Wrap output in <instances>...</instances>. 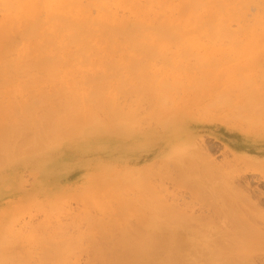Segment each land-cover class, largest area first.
<instances>
[{"label": "rangeland", "instance_id": "374dc122", "mask_svg": "<svg viewBox=\"0 0 264 264\" xmlns=\"http://www.w3.org/2000/svg\"><path fill=\"white\" fill-rule=\"evenodd\" d=\"M119 1L120 0H110L112 11L116 13L119 18L132 19V17L134 16L132 13L133 9L131 7L132 3H126V5H123L121 7L118 5ZM137 1L141 4V6L143 5V7H147V5L151 2V0ZM261 1L262 3H260ZM84 2L87 3V0H85ZM263 7L264 0H257L255 3L252 2L249 5L245 6V8H247H244V17L246 19V22L244 17H242V21L241 19L232 21V30L237 31V24L239 23L241 27H249L251 25H254L256 22L254 20H256L257 17L261 14V8L263 9ZM153 10V14H151L152 17L155 14L156 8ZM5 12L6 11H4V8L0 5V27L3 25ZM99 13L100 10L97 7L92 10V15L94 17L98 16ZM46 16L47 15L44 14L42 16V20L47 21ZM249 23L250 25L248 26ZM4 31L5 29L2 32ZM2 32L0 33V41H3L2 43H6V37L8 36L11 38L12 36L5 34L6 32L2 34ZM241 33L242 34L238 33V36L235 39L237 40V44L239 39H241L239 40V43L241 42L242 44L248 41L244 32ZM18 36H14L15 40L12 37L13 41L10 42L11 44H9L8 46L12 47V44H14V46L17 47L20 51V49L24 47L25 41L20 36ZM194 36L196 37L187 38L185 40L199 42L201 41L205 45L190 50V53H194V55H187L188 58H190H186L184 63H190L189 65L192 68H195V66L197 65L199 59L197 57H206L210 55L214 59L218 57L217 62L221 61V63H224L225 61H228V63H234L236 61H239L243 57H246L243 52L232 50V46H230L231 42L227 40L228 38L222 39L220 41L218 39L212 41L213 43L211 48V46L206 47L209 39L198 35ZM173 37L175 38V36ZM174 38L172 39L173 44H170V49L168 47V50L164 55H155L154 60L156 62H158V60V63L162 61L160 64H156L163 65L165 67L163 62L167 63V61L172 59L181 60L179 56L180 52L178 51V49L186 45L180 46L178 44L180 38L177 39L178 36L175 39ZM230 40L232 41V39ZM18 50L11 51L10 54L6 53L5 55L7 56L4 55L5 57H0V59L4 62V58L7 57L10 58V60H14L13 58L14 56H16V60L20 56V52ZM16 54H18V56ZM255 54L250 53L247 55L252 57L255 60L256 64H258L256 68V72L258 73L259 69L264 70V52L257 53L256 55ZM92 55H94V53L91 54L89 52L87 53L86 57H90ZM122 55L123 52L119 51L117 55H114V58L120 60ZM50 56L51 55L47 56L46 58ZM191 57H193L194 59ZM8 60L9 59H7V61ZM66 61L67 59L65 58V62ZM79 62L80 64H83L81 60L71 61L70 66L72 64L73 66H75L79 64ZM84 69L85 68H81V70H79L69 79H62L61 77H58V79L56 78L57 80H51L50 78L48 80V78L46 77L47 75L43 72L45 74L44 77V75L42 74L43 70H32V73L30 71V75L32 74L31 77L34 78L36 76V79H33L34 83L39 78V76L40 78L42 77V80L40 79L41 81H37L39 84L35 83L33 87L30 85L31 87H28V89H23V91L19 94H5L2 92L0 94V106L5 107L3 104L6 103H21L23 100L40 95V92H42L43 89H45L43 90L45 91L43 93H46V91L48 93L51 92L52 88L59 89L61 88L60 86H62V89L63 87H65L66 89H68V91H71L74 87H77L79 89L83 87V84H80L79 81L87 80L88 77L95 76L97 74H104L103 71L100 70L95 71L92 68H86L85 71ZM70 70L72 71L73 69ZM87 70H90L91 72H88ZM184 70L186 69H181L180 74H178L177 78L172 77L171 79H169V82L177 87V94L175 98H184L188 95V93L191 92L195 94L203 93L205 91L203 87H201V89L199 86V89L198 86H195V84H188L187 74H185ZM108 71V74L114 73L111 70ZM193 71L195 73L197 72L198 74L199 69L191 70V72ZM9 72L12 73L14 71L12 70V72ZM19 72L20 71H15V74H9L10 78L12 77L11 80L14 79V81L17 82L21 81V83H27L28 81L30 82V76H27L28 78L26 79V74L24 73V71H21L22 75H19ZM191 72L188 73L189 76ZM27 75L29 74L27 73ZM1 76V87H3L4 85L6 86V83L8 81V84L12 82L10 79H8V77ZM15 77L19 79L15 80ZM96 77L100 78L101 76ZM184 77H186L187 82L184 81ZM200 77L202 76L200 75ZM6 78L8 79L7 81L5 80ZM73 79L77 83L74 84L75 86L69 87L65 85L67 81L69 82V80L72 81ZM98 79L96 78V84L97 82L98 84H100L102 78H100V80ZM210 80H212V78H208L207 82H209ZM108 81L111 82L112 89H114L113 83L115 80L111 79V81ZM251 84L249 86H251ZM225 85L226 84H223L217 90L211 91L204 95L205 100L203 98L201 99L204 101V104H197L196 100L193 101L191 106L188 103L182 102L181 100H178L177 102L171 101L170 103H167L168 107L167 109L165 108V110H169L168 112L170 113H167L164 109L163 112L161 108L162 105L159 106L157 105V103L153 105L152 102H150L153 100L148 96L144 97L140 95L138 96L140 98L139 99L137 97V95L139 94L132 91L128 95L120 94V96L118 97L120 98V105L118 104V101L117 103H112L114 107L118 105V109L115 107V114H118L120 118L119 120L116 119L114 121L115 123H113L112 121L109 122V118H107L108 116L105 113H101L102 116L99 115V117H97L99 119L96 118L97 121L96 119L84 120L85 123L83 122L84 126L82 128L83 132L78 136L76 140H64L63 142L61 141V143H59L60 145L53 144L48 149L46 148V150L44 151H37L31 154L27 153L28 155L22 154L21 157H16L12 159L11 162H4L0 167V245L2 244L3 246H5H0V258L2 260H0V264H58L59 262L61 264L110 263V259H108L109 257L115 256V259H119L118 257H123V255L125 256V250L118 249L119 245L116 247L117 244H114L113 242L117 243L116 241L119 239L124 240V236L126 239L128 238V236H126V231L128 230L125 229L126 226L130 227L131 232H133V230H135L134 228L138 226H141V229L142 227H144L143 232L144 230L147 231V229L149 230L153 227L158 226L149 225V223L151 222H149V220L152 218V215L156 214L157 218L159 219L157 220L158 222H160V233L170 235L169 233L171 232L169 231L171 230V227L177 226L174 225V222L177 220V224L178 219L181 218L183 214L184 218H186L185 214L187 212L188 216L191 215L194 218L192 219L191 216L190 218H186L188 220L182 218L185 222H188L190 220L188 222L189 225L186 224L185 227H180L182 229H188V233H186L188 234V236L181 231L179 238L181 239L183 246L182 244L180 245L182 246V248H185V251L188 253L187 260L189 264H196V257H198V255L203 258L208 257L209 254H207L208 252L205 251L206 249L212 247L217 239H219L222 242L223 246L226 247V252H228V254L226 255L227 257L228 255L229 257H232L231 253L233 251V254H235V256L233 255L234 260H237L239 258L237 256L239 255L238 253L242 254L240 255V257H242L240 259L246 257L245 259L241 260L243 264H264V110L263 113H261L262 110H258V105L257 110L259 112H257V115H255L256 105L254 107L255 110L252 108V111L254 112L250 113V115L252 114V116L249 117L251 118V120H243V118H241L242 114H239L241 115V117L236 116V118H234L232 116V109H235V107L237 108V106L243 104L245 98L252 95V93H249L252 90V86L249 89L248 85L242 83H238V85L234 86L229 83L226 87ZM239 85H243V89L246 88V86L248 87L247 89H244L245 91L243 92L241 91L242 88ZM58 86L59 88H57ZM90 86L91 85L88 86V89ZM238 86L241 90L238 88ZM49 87L52 88L50 89ZM235 87H237L238 89ZM233 88L236 90H233ZM221 89L225 94L224 96L220 95L221 97L216 99V96L218 95L217 93ZM230 89H232L233 92H231V94L227 97L226 92H228ZM260 90L261 91L259 93L264 95L263 86H261ZM246 91H249L248 94L250 95H248ZM234 93L235 95H232ZM69 94H71V92H69ZM67 95H65V97ZM129 95H131V97H129ZM230 96L231 98H233L232 100L230 99ZM226 97L229 98V100H231L232 102L230 107L228 106L229 104L226 103V101H228ZM141 98H145L144 101ZM212 99H214V101ZM252 99V101L254 102V97H252ZM263 99L264 97H262L261 100ZM141 100L143 101V103H139ZM261 100L260 103L262 104ZM212 102H214L215 105L209 106L208 103L210 104ZM256 102L258 103L257 100ZM112 104L109 103L108 106L110 107L111 105L112 108ZM151 104L153 105V108L151 107ZM138 106L139 110L137 108ZM154 106H156L157 108L155 109ZM252 106H254V104ZM262 109H264V106ZM157 110L158 112L160 111L159 113H161V115H159ZM202 110H205L208 113H204ZM242 111H240V113ZM156 113L158 114L155 115ZM243 113L246 114L248 112L243 111ZM259 113H261V115ZM247 115L249 116V113L245 116L247 117ZM114 116L112 119H115ZM148 117L152 120L149 121ZM159 119H161V121H159ZM88 120L89 122H87ZM106 121L107 123H105ZM108 123H112L110 124L112 126L120 127V130L112 131L114 128L110 130L109 127L111 126ZM253 123H255V125ZM187 157L190 159L189 162L187 161L189 165L185 162V159H188ZM41 162L44 163L39 167L38 165ZM163 163L164 166H162ZM156 165L157 167L160 165L161 168L160 166L157 168ZM153 166L154 168H152ZM192 166L195 167V170L192 168ZM196 167L199 169H196ZM180 168L186 173L184 171H179ZM201 168L203 169L201 170ZM53 169H56L57 172H51ZM177 170V174H179V177L176 173H174L177 172ZM203 170L206 171V176L205 174H203L205 173L203 172ZM158 171L160 172V174L158 173ZM192 171H196V173L194 174ZM150 172L151 174H149ZM156 172L158 175L156 174ZM180 172L183 174H181ZM197 172L200 173V176ZM42 173H45L47 176L43 179V181L41 177ZM143 175L146 179L149 178L150 182H147V180L143 181ZM170 175L171 177H169ZM180 177H182L184 183L181 182L179 185L178 182L182 181L180 180ZM154 178L155 180H153ZM196 180H199L201 182L200 184L202 187L200 186V188L201 190L203 189V193H199V191L201 192V190H199L195 185V187L193 186V188L190 187L193 185V183H196ZM129 181L132 184H130ZM127 182L129 183V185L127 184ZM203 182L206 183L204 184ZM147 183H149L150 185ZM144 185H146V187L148 188H146ZM140 189L146 191L143 192V190ZM151 189L155 190V192L156 190L157 192L161 190L162 192L159 191L161 193L158 192L157 196L155 195L157 198L161 197L158 201H161V204L166 206L172 204L171 206L173 208L169 207L168 209V207L166 206L159 205V210H156L157 203H155L156 205L151 204L153 203L152 200L155 199V197H153L154 194L152 193V196L149 197L150 199L152 198V202L149 200V198H147L152 191ZM191 189H194L193 192ZM230 192L234 194H231ZM198 193L201 194L200 198L198 197ZM234 200L236 201V203ZM207 201L209 203H207ZM173 202H175L176 204ZM213 203H215L217 206ZM174 204L180 205H177V207ZM129 205L130 208L128 207ZM213 205H215V207ZM162 206L165 207L168 212L170 211L173 216H175L176 214V217L178 219H175V217L174 222L169 219L172 222L169 223V217L165 219L167 216H165V218L161 216V214H164L162 213L164 210ZM217 208H221L220 211H222L223 214L222 212L219 214ZM155 211H160V214L156 213ZM231 213L233 215L235 213L238 214L239 219L241 217V221L244 218H247V220L244 219V221H242L241 225L240 220L239 223H237L238 221L236 220L238 218L236 219L234 217L236 222L235 227L239 225L238 227H241L240 229L233 228L235 225V223H233L234 218L233 216L231 218V216L228 215ZM179 215L181 217H179ZM98 221H102V223L98 224ZM130 221L135 223L136 226L133 225V223ZM114 224L118 227H116ZM152 224L153 223H151V225ZM160 224H163L162 227ZM114 226L116 228H119L115 231L118 230L120 235H116L118 231H113ZM190 226L194 227V229ZM195 227H198V230ZM232 228L235 229L234 233L235 231H237L236 233L238 234L239 232L241 236L233 235L234 233H232V235L229 234L230 236H228L227 234L229 232H233L231 230ZM165 229L166 231H169L166 233V231H164ZM226 230L228 231V233H226ZM241 230L243 233L240 232ZM224 231L226 234H223ZM131 232H129V234H133ZM88 234H90V236ZM96 236H98L99 238ZM92 237L93 241L91 240ZM1 238L3 239V241ZM50 239L53 241L51 242ZM102 239L104 240L103 242L105 245L102 246L103 248H98L103 245ZM160 239L163 240L162 237H160ZM219 240H217V242H219ZM167 241H170L172 243L171 239L169 240V238ZM246 241L249 244H247ZM49 242L50 244L52 243L53 246L48 244ZM6 243L9 245H7ZM111 243H113L116 249L111 247L113 246L111 245ZM78 244L81 250L79 249ZM236 244H238L239 246L242 245L238 247L241 249H234V245ZM91 245L95 247H92ZM96 245H98V247ZM69 246L70 250L72 249L71 251L68 248ZM231 246L233 247L232 250ZM82 248L84 249L82 250ZM94 248L98 252L97 254V252L95 251L97 257L96 255L94 257L93 254L95 250ZM106 248L107 250L109 248V250L107 251ZM51 249H55V252H52ZM102 249L104 250L103 253L101 252ZM202 249H205L204 252ZM247 249L249 250L247 251ZM106 251L108 252V254L106 253ZM64 252H66L67 254ZM161 252L163 251H157L156 253H154V255L153 253H144L140 258H145L147 263L143 264H170L167 262L164 263V259L161 258H165V255L167 253L165 254V252ZM244 252L249 256L247 257ZM49 255L52 257H50ZM56 255L58 257H56ZM243 255L245 256L243 257ZM229 257L228 259H233ZM92 258L95 259L92 260Z\"/></svg>", "mask_w": 264, "mask_h": 264}, {"label": "bare ground", "instance_id": "6f19581e", "mask_svg": "<svg viewBox=\"0 0 264 264\" xmlns=\"http://www.w3.org/2000/svg\"><path fill=\"white\" fill-rule=\"evenodd\" d=\"M84 1L85 0H0V5L4 8V11H6L5 15H4L3 25L0 27V33L5 29V31L2 32V34L6 32L5 34H7L9 36L11 35L13 37V39H14V36L19 35L25 41L24 47L21 48L20 51L18 50L17 47L14 46V44H12L13 45L12 47L8 46L9 44H11L10 42L13 41L12 37L10 38L7 36L6 38H7L8 42L6 41V43H2L3 41L2 42L0 41L1 42V44H0V57H3L6 53L10 54L11 51L18 50L20 52V56L16 60H15L16 56H14V55H13L14 60H10V58H7V57L4 58V62H6V63H4L0 59V76L1 75H2L1 77L6 76V77H8V79L11 80L12 77L10 78V75H12V73H14L15 71H20V72L24 71V73L26 74V76H25L26 79L28 78L27 76H30L29 77L30 82L28 80H25V81L29 82V83L27 82L29 86L27 85V83H21V81L17 82V81H14V79L11 80L12 82L10 84H8L9 83V81H8L6 83V86L4 85L3 87H1L2 86L1 85L2 83H1L0 84V94L2 92L5 94H14V93L19 94L23 91V89H26V88L28 89V87H31V86L33 87V85H35V83L37 84L39 81L42 80V77L40 78V76H39V78L37 77L38 79L35 81V83L33 82V79L36 76L35 77L33 76L34 78H32L31 77L32 74L30 75V71L32 73V70H35V69H37V71H38V69H39V71L43 70L42 74L44 75V77L46 74L47 75L46 77L48 78V80H49V78L51 80L52 79L57 80L58 77H61L62 79L63 78L69 79L75 73H77L79 70H81V68H85V69L86 68H88V69L92 68L95 71L100 70V71H103V73H104L102 75L97 74L95 76H90L87 78V80L79 81L80 84H83L82 85L83 87L79 88V89L77 87H74L71 91H68V89H66L65 87H63V89H62V86H60L61 88H59V86H58L57 88H59V89H54L51 87L52 91L50 90L51 92H49V93L47 91H46V93H43V92H45V91H43L45 89H43L42 92H40V95H38L36 97H31V98L28 97L29 99L23 100L21 103H18V102L6 103V104H3L5 107L0 106V167L4 162L5 163H6V161L11 162L12 159L19 157V156L21 157L22 154L28 155L27 153L31 154V153L37 152V151H44V150H46V148L48 149L51 145H53V144L58 145L59 143H61V141L63 142L64 140H68V139L69 140H71V139L76 140L78 138V136L83 132L82 128L84 126V124H83L84 120H86V119H94L95 120L97 117H99V115L102 116L101 113H103V114L105 113L108 116L107 118H109L108 119L109 122L112 121L113 123H115L114 121L116 119L119 120L120 118H119L118 114H115L116 113L115 107L117 108L118 105L114 107L112 103H117V101H118V104H119L120 98H118V97L120 96V94H124V95L127 94L128 95L131 93V91L138 93L139 95H137V97L140 95L144 96V97L148 96L149 98H151L153 100V101H150V102H152L153 105H155V103H157V105H159V106L162 105L161 108L163 111V109L164 110H165V108L167 109V107H168L167 103H170L171 101L177 102L178 100H181L184 103H188L190 106L192 105L194 100H196L197 104H204V101L201 100L202 98L204 99V95H206L207 93H209L211 91L217 90L223 84H226L225 85V87H226L229 83L233 86L238 85V83H242V84L249 86L252 83L251 84V86H252L251 92H249L250 90L246 91L247 94L249 92V93H252V95L245 98V101L243 104H241L240 106H237V108L235 107V109H232V112H233L232 116L234 118H236V116L241 117V115H239V114H242L241 118H243V120H245V119L251 120V118H249V117H251L252 114L250 115V113L254 112V111H252V108L254 109V107L256 105L257 106L255 108L256 109L255 115H257V112H259L258 110H262V112L261 111L260 112L263 113L264 109H262V108L264 106V104H263L264 99L263 100H261V99H262V97H264V95H262L259 92L261 91L260 90L261 86L264 87V70L259 69V72L257 73L256 68H257L258 64H256L255 60L252 57L248 56L247 54H250V53H252V54L256 53L257 54L260 52H262V53L264 52V7H263V9L261 8V10H262V12H260L261 14L257 17L256 20H254V21H256L254 25L249 26L250 25V23H249L248 24L249 27H241V25H239L240 24L239 23V24H237L238 25L237 31H235V30L233 31L232 27H231L232 21H236L239 19H241V21L243 20L242 17H244V15H245V10H244L245 6L249 5L252 2L255 3L257 0H176V1L175 0L174 1L173 0L172 1L171 0H151V2L147 5V7H143V5L141 6V4L138 3L137 0H120L118 5L121 7L123 5H126V3H132L131 7L133 9L132 13L134 15L132 17V19H130V18H128V19L119 18L117 16V14L112 11L110 0H87V3H85ZM260 3H262V1ZM256 4H258V3H256ZM95 7H97L100 10L99 15L96 17H94L92 15V10ZM155 8H156L155 14L152 17L151 14H153L152 12L154 11L153 9H155ZM160 9H166V10H160ZM245 9H247V8H245ZM44 14L47 15L46 16L47 21L42 20V18H43L42 16ZM244 19H245V17H244ZM245 22H246V19H245ZM251 23H253V22H251ZM245 24H247V23H245ZM241 32H244L248 41L246 43H243V44L240 42L241 43L240 44L239 40H241V39L238 38L239 40H238V44H237V42H236L237 40H235V39L237 38L238 33L242 34ZM194 35H198V36L205 37V38L209 39V42L207 43L206 47L211 46V48H212V43H213L212 41H214L216 39H218L220 41L222 39L228 38L227 40L229 42H231L230 46H232V50H238L240 52H243V54H245L246 57H243L242 59H240L239 61H236L234 63H228V61H225L224 63H221V61L217 62L218 57H216L215 58L216 60H215L210 55L206 56V57H197V58H199L197 65L195 66V68H192L189 65L190 63H187V62L184 63L186 58H188L187 55H189V54H191V56L194 55V53L193 54L190 53V50L205 45L201 41L199 42V41H186L185 40V39L191 38V37L195 38L196 36H194ZM173 36H175V38L178 36L177 39H179V38H180V40L182 39L181 41L179 40V42H178V44L180 46L186 45V46L178 49V51L180 52L179 56H180L181 60L172 59V60L167 61V63L163 62L165 67L163 65H158L162 61H160V63H158L159 60H158V62H156L154 60L155 55H164L167 52L168 47L170 49V44L171 43L173 44V40H172L174 38ZM1 39H2V37H1ZM230 39H232V41ZM183 40H185V41H183ZM221 42H223V41H221ZM16 46H17V44H16ZM13 47H15V48H13ZM119 51H122L123 55H122L120 60H117L114 58V55L115 54L117 55V53H119ZM89 52L91 54L94 53V55H92L90 57H86L87 53H89ZM194 52H196V51H194ZM16 55L18 56V54H16ZM49 55H51V56L46 58ZM5 56H7V55H5ZM44 58H46V59H44ZM65 58L67 59L66 62H65ZM164 58H166V57H164ZM191 58H193V57H191ZM7 59H9V60L7 61ZM80 60L83 64H80V62H79V64H77L75 66H73V64L70 66L71 61H80ZM219 60H221V59H219ZM156 63H158V64H156ZM184 68L186 69L184 71H185V74H187L188 84H195V86L196 87L198 86V88H199V86H200V88L203 87L205 89V91L203 93H196L195 94V93L191 92V93H188V95L184 98H175V96L177 94L176 93L177 87L175 85H173L172 83H170L169 79H171L172 77L177 78L178 74H180L181 69H184ZM70 69H73V70L71 71ZM194 69L195 70L199 69V72H198L199 75L197 74V72L196 73L194 71L191 72V70H194ZM12 70L14 72H12ZM108 70H111L114 73L108 74L107 73ZM9 71H11L12 73H10ZM20 72H19V75L20 74L22 75V72L21 73ZM88 72H91V71L89 70ZM189 72H191L190 76L188 75ZM27 73L29 75H27ZM35 75H36V71H35ZM200 75L204 79L202 77H200ZM96 76H101L100 78H102L101 82L99 81L100 84H98V82H97L98 85L96 84V78L98 79L99 77H96ZM17 77H15V80L19 79ZM23 78H24V76H23ZM100 78L98 80H100ZM184 78H185L184 81H186V77H184ZM188 78H190V79H188ZM208 78L209 79L212 78V80H210L211 82L209 81L210 83L207 82ZM8 79L6 78L5 80L7 81ZM111 79L115 80L113 83L114 89H112L111 82L108 81V80L111 81ZM94 80H95V82H94ZM179 80H180V78H179ZM30 83H32V84H30ZM75 83L76 82L73 79L72 81H70V80H69V82L67 81V83L65 85L69 86V87H73V86H75L74 85ZM3 84H4V82H3ZM94 84H95V86H99V87H95ZM89 85H91V86L88 89ZM190 86H192V85H190ZM239 86H241L242 90L240 89ZM239 86H238V88L243 92L245 91L244 89H247V87H248V86H246V88L243 89V85H239ZM251 86H249V89ZM235 88H237V87H235ZM191 89H192V87H191ZM233 90H236V89L233 88ZM64 91L66 94L64 93ZM69 92H71V94H69ZM221 92H222V89L217 93L218 95L216 96L217 97L216 99L221 97L220 95L224 96L225 93L224 92L221 93ZM231 92H233L232 89H230L228 92H226V94H227L226 96L228 97V95H230ZM235 93L232 95H235ZM65 95H67V96L65 97ZM248 95H250V94H248ZM253 95H255V96H253ZM124 97H127V96H124ZM129 97H131V95H129ZM252 97H254V99H255L254 102L252 101L253 100ZM144 99H142V100L144 101ZM230 99L232 100L233 98H231V96H230ZM258 99H260L262 101V104L260 103V100H258ZM142 100L139 103H141V102L143 103ZM146 100H147V98H146ZM212 100L214 101V99H212ZM227 100L228 101H226V103L229 104L228 106L230 107L232 102H231V100H229V98H227ZM256 100L258 101V103L256 102ZM121 102H123V101H121ZM127 102H129V101H127ZM109 103L112 104V106L114 108L113 107L111 108V105L109 107L108 106ZM145 104H143V105H145ZM253 104H254V106H252ZM153 105L151 106L152 108H153ZM208 105L214 106L215 103L214 102H212L210 104L208 103ZM258 105H259L260 109L258 108V110H257ZM137 108L139 110V106ZM154 108L156 109L157 107L154 106ZM131 109H133V108H131ZM141 109H142V107H141ZM155 109H154V111H155ZM243 109H245V110H243ZM158 110H157V112H158ZM206 110H207V108H206ZM242 110L244 112L247 111L249 113V116L247 115V117H246L245 115L248 113L245 114V113H243ZM168 111H166V112L170 113ZM202 111L204 113L207 112L205 110H202ZM240 111H242V112L240 113ZM120 112H121V110H120ZM158 113H156L155 115H157ZM261 113H259V114L261 115ZM114 114H115V116H114ZM243 114H245V115H243ZM116 115H117V117H116ZM159 115H161V113H159ZM113 116L115 117V119H112ZM127 116H128V114H127ZM136 116H137V114H136ZM151 117H153V116H151ZM159 118H160V116H159ZM97 119H99V118H97ZM97 119H96V121H97ZM127 119H128V117H127ZM94 120H91V121H94ZM145 120H147V119H145ZM150 120H152V119L149 118V121ZM257 120H258V118H257ZM257 120H256V123H257ZM159 121H161V119H159ZM87 122H89V120ZM105 123H107V121ZM244 123H246V122H244ZM110 124H112V123H110ZM253 124L255 125V123H253ZM110 126H111V127H109L110 130L114 128L112 131L120 130V127H118V126H116V127L112 126V125H110ZM96 131H97V129H96ZM180 158H182V157H180ZM187 161L189 162L190 159L189 158L185 159L186 163H187ZM43 163L44 162H41L38 166L40 167ZM187 164L189 165V163H187ZM162 166H164V163ZM193 166H197V165H193ZM193 166H192V168L194 169L195 167H193ZM156 167H157V165H156ZM152 168H154V166ZM160 168H161V166H160ZM188 169H189V167H188ZM196 169H199V168L196 167ZM202 169L203 168H201V170ZM179 171H182L181 168L179 169ZM196 171H194V172L192 171V172L195 174ZM51 172H57V171H56V169H53ZM203 172H205L203 174H205V176H206V171L203 170ZM158 173L160 174L159 171H158ZM174 173L177 174L178 170H177V172H174ZM197 173H199V172H197ZM149 174H151V172ZM153 174H152V176H153ZM156 174H157V172H156ZM181 174H183V173H181ZM178 175L179 174H177V176ZM199 176H200V173H199ZM208 176H210V175H208ZM41 177H42V181H43V179L47 176L45 173H42ZM143 177H144V175H143ZM169 177H171V175ZM160 178H161V176H160ZM180 178H181L180 180H182V177H180ZM146 180H147V182L148 181L150 182L149 178L146 179L144 177L143 181H146ZM153 180H155V178ZM174 181H176V180H174ZM181 182L184 183L183 180L179 181L178 182L179 185ZM129 183L132 184L130 181H129ZM129 183L127 182L128 185H129ZM200 183L201 182L199 180L198 181L196 180V183L195 184L193 183V185L190 187L193 188V186L195 185L198 187L199 190H201V188H200L201 184ZM121 184H123V183H121ZM147 184H149V183H147ZM144 186L146 187V185H144ZM146 188H148V187H146ZM153 189H151L152 191L150 194L148 193L150 196L148 195L147 198L151 197L152 193H153L154 194L153 197H155L156 200L155 199L152 200L153 203H151V204L157 203L156 210H159V208H160L159 205H163V204H161V201H158V200H160L161 197L157 198L156 196H157V193L161 190H159L158 192L156 190V192H155V190H153ZM160 189H161V187H160ZM140 190H143V189H140ZM191 190L193 192L194 189H191ZM144 191H146V190H143V192ZM202 191H203V189L201 190V192L199 191V193H203ZM161 192H159V193H161ZM230 193L234 194L232 192H230ZM231 194H230V196H231ZM144 195H146V194H144ZM200 195L201 194L198 195L199 198H200ZM208 195H210V194H208ZM209 197H211V196H209ZM151 199L149 198L150 201H151ZM201 200H202V198H201ZM154 201H156V202H154ZM203 201H205V200H203ZM163 203H164V201H163ZM173 203H175V202H173ZM207 203H209V202L207 201ZM235 203H236V201H235ZM213 204H215V203H213ZM155 205H153V206H155ZM171 205H169V206L163 205V206H166L169 209V207H172ZM177 205L179 206L180 204H177ZM177 205H175V206H177ZM215 205H213V206L215 207ZM163 206H162V208H164L165 211L162 209L163 212L162 211L161 212L164 213L165 215L161 214V216H163L164 218H165V216H167L165 219H167L169 217L168 220L170 219L173 222L175 221V219H178L176 217V214H175V216H173L172 213L169 211L171 213L170 214L168 212V210ZM219 206H221V205H219ZM128 207L130 208V205ZM157 207H158V209H157ZM220 209L221 208L218 209L219 214L222 212V211H220ZM166 210H167V213H166ZM155 212L159 213L160 211H158V212L155 211ZM228 212H229V210H228ZM224 213H225V210H224ZM187 214H188V212L185 214L186 218L187 217L190 218L191 215L188 216ZM222 214H223V212H222ZM231 214H228L229 216H231V218H232V216H233V218L234 217L236 219L238 218L236 220V221H238L237 223H239V220H240V224H241L242 221H244V219H245L244 218L241 221V217L239 219L238 214L235 213L237 217L235 216V214L234 215L233 214L231 215ZM244 215H245V213H244ZM120 217H121V215H120ZM179 217H181V216L179 215ZM182 218H184V214L181 218L178 219L177 224H176L177 220L174 222V225H177V226H172L171 230L170 231L168 230L169 232H171V233H169L170 235L160 233V231H159V227H160L159 223L160 222H158L159 219L157 218L156 214L152 215V218L149 220V222L151 221L149 223V225L150 226L158 225L157 227H153L152 229H149V230L147 229V231L144 230V232H143L144 227H142V229H141V226H138V227L134 228L135 230L137 229L136 230L137 232L139 231L137 233L135 230H133V232H131L130 227L126 226L125 229H128L129 232H131L133 234H129V232L127 230L126 232L129 234L128 235L126 233V236H128L127 239L124 236V238H123L124 240L119 239L117 241L115 240L117 243L113 242L114 244H117L116 247L119 245L118 249H124L125 250V256L124 255H123V257L120 256V257H118L119 259H115V256L109 257L108 259H110V263L111 264H143V263H147L145 258L144 259L140 258L141 255H143L144 253H153V255H154V253H156L157 251H159V252L163 251V252H165V254L167 253L165 255V258L161 257L164 259V263L167 262L170 264H189L188 260H187L188 253L185 251V248H182L183 244H182L181 239L179 238V235L181 234L180 233L181 231L184 232V234L188 233V231H187L188 229L186 230V229H184V228L182 229L180 227H185L186 224L189 225L188 222L190 220L188 222L187 221L185 222L184 219L185 220H188V219H186V218L182 219ZM193 218L194 217H192V219ZM235 218L233 219V223H235L233 228L240 229L241 227L239 228L238 227L239 225H237V227H235L236 226ZM245 220H247V218ZM169 221H167V222H169ZM171 221L169 223H172ZM183 221L185 222V225H184ZM248 221H245V222H248ZM130 222H132V221H130ZM97 223L98 224L102 223V221L101 222L98 221ZM151 223H153V224L151 225ZM161 223H163V222H161ZM190 223H192V222H190ZM126 225H127V223H126ZM133 225L136 226L135 223H133ZM160 225L162 227L163 224H160ZM190 225H192V224H190ZM115 226L118 227L117 225H115ZM115 226L113 227L114 228L113 231H115L116 229H119V228H116ZM166 226H168V225H166ZM190 227H192V226H190ZM138 228H140L141 230ZM192 228L194 229V227H192ZM195 228L198 230V227H195ZM233 228L231 229L233 232L228 233V231L226 230V233H228L227 234L228 236H230V235H232V233H234L235 229H233ZM5 229H7V228H5ZM163 229H164V226H163ZM247 230H248V228H247ZM117 231H115V232H117ZM164 231H166V229ZM168 231H166V233ZM88 232H90V231H88ZM161 232H162V229H161ZM236 232L237 231H235V233ZM240 232H242V230ZM248 232H250V231H248ZM199 233H202V232H199ZM224 233H225V231L223 232V234ZM235 233L233 235L241 236L239 232H238L239 235L237 233L236 234ZM203 234H204V232H203ZM88 235L90 236V234H88ZM116 235H120L119 231H118V233H116ZM186 235L188 236V234H186ZM4 236H5V234H4ZM82 236H85V235H82ZM96 237H98V236H96ZM160 237H162L163 240L160 239ZM168 238H169V240L171 239L172 243L170 241H167ZM230 238H232V237H230ZM233 238H234V236H233ZM236 238H238V237H236ZM15 239H17V238H15ZM128 239H129V241H128ZM190 239H192V238H190ZM44 240H47V239H44ZM91 240L93 241V237ZM217 240H219V239H217ZM217 240H216V242H217ZM2 241H3V239H2ZM42 241H43V239H42ZM52 241L53 240H51V242ZM73 241H74V239H73ZM103 241L104 240L102 239V242ZM247 241H248V239H247ZM247 241H246V243L249 244ZM44 242H47V241H44ZM216 242L212 247H210L209 249H206L205 252H208L207 253V254H209L208 257L203 258L199 255H198V257H201V258L196 257V264H243V262L241 260L246 258V257H244L246 255L245 252H244L245 255H243V257H244L243 259H240V258H242V257H240V255H242V254L238 253L239 255H237V256L239 258L237 257L238 259L236 258L237 260H234L233 255L235 256V254H233V251H232V253H231L232 257H229V255H228L229 258H233L230 260L226 256L228 254V252H226V249H225L226 247L223 246V244L220 240H219V242H217V243ZM4 243H5V241H4ZM71 243H73V242H71ZM71 243H70V245H71ZM100 243H101V241H100ZM113 243H111V245H113ZM10 244H12V243H10ZM48 244H50V242ZM66 244H67V242H66ZM95 244H96V241H95ZM180 244H182V246ZM7 245H9V244H7ZM50 245L53 246L52 243ZM59 245H60V243H59ZM98 245H96V246L98 247ZM104 245L105 244L103 242V245H101L98 248H103L102 246H104ZM0 246H3V245L1 244ZM67 246H68V244H67ZM240 246H242V245H240ZM240 246L238 244H236V245H234V247H235L234 249H236V248L241 249V248H238ZM60 247H61V245H60ZM78 247H79V244H78ZM92 247H95V246H92ZM111 247L115 248L114 245ZM52 248H54V247H52ZM68 248L70 250V246ZM72 248H74V247H72ZM109 248H108V250H109ZM232 248L233 247L231 246V250H232ZM37 249H39V248H37ZM66 249H64V250H66ZM79 249H80V247H79ZM83 249L84 248H82V250ZM54 250L55 249H53V250L51 249L52 252ZM104 250H105V248H104ZM104 250L102 249L101 252L103 253ZM106 250H107V248H106ZM202 250L204 252L205 249H202ZM248 250L249 249H247V251ZM95 251L97 252V250L96 249L94 250V253H93L94 257L96 255ZM107 251H106V253L108 254ZM163 252H161V253H163ZM44 253H45V250H44ZM64 253H66V252H64ZM97 254H98V252H97ZM51 255H52V253H51ZM194 255H195V253H194ZM53 256H54V254H53ZM246 256L248 257L249 255H246ZM50 257H52V256H50ZM56 257H58V256L56 255ZM96 257H97V255H96ZM93 259H95V258H92V260ZM0 260H1V258H0ZM97 260H98V258H97ZM160 260H162V259H160ZM107 263H109V262H106L105 264H107ZM157 263H159V262H157Z\"/></svg>", "mask_w": 264, "mask_h": 264}]
</instances>
